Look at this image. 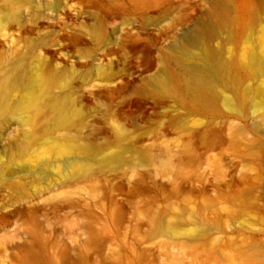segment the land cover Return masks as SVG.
<instances>
[{"label":"rangeland","instance_id":"rangeland-1","mask_svg":"<svg viewBox=\"0 0 264 264\" xmlns=\"http://www.w3.org/2000/svg\"><path fill=\"white\" fill-rule=\"evenodd\" d=\"M0 264H264V0H0Z\"/></svg>","mask_w":264,"mask_h":264},{"label":"bare ground","instance_id":"bare-ground-1","mask_svg":"<svg viewBox=\"0 0 264 264\" xmlns=\"http://www.w3.org/2000/svg\"><path fill=\"white\" fill-rule=\"evenodd\" d=\"M179 224V222H172L168 225V229L169 230H174L176 228V226ZM205 232L204 228H196L193 232L192 235L194 236H198V235H202Z\"/></svg>","mask_w":264,"mask_h":264}]
</instances>
